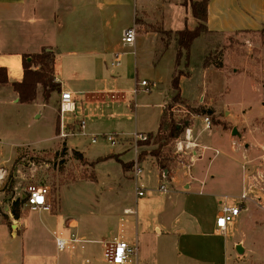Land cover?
<instances>
[{"label": "rangeland", "instance_id": "rangeland-1", "mask_svg": "<svg viewBox=\"0 0 264 264\" xmlns=\"http://www.w3.org/2000/svg\"><path fill=\"white\" fill-rule=\"evenodd\" d=\"M147 1L146 11L151 17L155 15L159 21H162L161 18L166 19L165 25L168 26H165L166 28L177 30L184 24L183 7L177 4L178 0ZM139 22L140 19H138V24ZM150 27L162 33L161 25ZM137 29L138 33L144 31L140 24L137 25ZM167 32L169 31L163 32L166 42L169 43L162 62L165 67L176 62L177 55L170 48L178 47V44L174 42L175 35L172 33L169 35ZM203 33L211 38L212 46L207 50L203 59L201 48L196 43L197 41H194L196 44L191 47L188 66L193 68V76L183 82L185 97L194 99L195 102L188 104L182 99L183 102L171 101L166 107L168 122L183 127L181 135L161 148L158 144H153L158 131L147 134L146 140L138 142L132 137L133 135L128 139L122 136L124 138L119 143L127 141L129 142L127 146L132 143L135 147L138 146L139 151L136 157L144 152L138 161L145 168L140 182L146 183L145 181H149L150 178V183L146 185L147 198L145 196L140 198V201H136L133 165L127 163L130 167L124 166L119 158L121 153H111L117 150L119 145H112L106 138L109 135L121 137V134H117L121 128L113 125L116 121H110V126L96 128L92 131L98 137L97 143H92L94 135L90 134L91 132H88V135L77 132V123L76 131L68 133L67 143L61 142L58 146H54L53 143L56 142L54 140L45 144L51 147L45 150L26 148L21 150L9 165H0V168L5 167L9 171L4 183L0 184V212L10 214L13 219L11 220V224L14 225L13 230L17 229L22 232L18 225L24 230V225L20 224L11 212L13 203L17 200H24L19 199L20 194L23 195L26 192L28 185H48L51 188L52 213L59 211L62 218L68 217L67 225L71 228L63 233L64 237L70 238L74 233L71 229L78 227L80 231L78 235L104 237L103 239L114 242L115 238L120 235L122 226L125 229L126 226L135 225L136 215H127L123 212L126 206H133L139 210L140 218L145 215L149 226L153 227V224L155 226L153 215L161 207L157 202L153 203V198L158 197L153 194L159 183L155 171L150 170L149 173L145 161L158 167L161 178L166 170L174 175L179 166L186 165V174L184 170H180L185 181L186 178L191 177L189 168L196 176H201L200 178H204L206 171L207 174L211 173L215 176L206 179L203 190H200L202 183L199 182L194 183L198 186L197 188L194 187L188 192L187 199L190 202L205 201L202 212L203 220L215 219L220 211L219 200L208 196L214 189L222 194H228L230 199L242 200L245 210L230 233L221 237L227 239L228 236H232L235 243L241 244L244 248L243 253L235 254L231 264H264V50L260 48L264 45V28L259 31H237L227 36L208 34L207 31ZM184 53L183 51L181 69L178 72H183L185 75L188 74V67L183 63L185 62ZM226 54L228 56L224 64L222 61H225ZM138 56L144 66L140 71L139 79H151L153 60L149 57L150 55L141 51L138 52ZM204 62L213 68L207 69L206 67L209 66H205ZM218 64H222V67L218 68ZM160 75L163 77V72ZM164 88L165 84L157 83L154 91L158 92ZM55 98L58 111L55 112L53 109L51 111L47 108L43 118H35L29 111L18 128L15 130L4 128L3 133L9 138L28 143L50 137L51 127L54 125L56 116H59L57 94ZM145 98L141 96L138 103H145ZM131 99L132 96L128 95L127 100ZM144 111L145 108L139 106L136 116L133 115L131 119L127 117L121 119L123 124L127 125L126 131H134L136 123L142 124ZM74 114H66L65 123ZM206 116L210 118L209 126H206V122L202 125L200 119ZM196 120L199 121L195 129L199 131L195 132V135L192 131L189 133L192 137V146L185 149L186 154L184 152L177 154L176 140L184 139L187 129L194 128L192 125ZM234 128L237 129L236 134L233 133ZM139 129H141L140 126ZM205 138L207 143L213 145L214 148L205 144ZM147 140L151 143L141 145ZM67 144L74 149L85 150L84 156L91 158L92 161L87 158L84 161L79 160L74 149L70 150ZM217 149L221 152L215 157L218 153ZM155 151L159 152L157 156L154 155ZM132 153H134L133 150ZM103 154L106 157H112L100 161L96 159ZM192 155L194 156L193 162L190 160ZM19 168L21 173L17 172ZM20 212L21 217H25L24 223L28 229L23 238L20 236L9 239L6 236L2 239V247L4 246L5 251L9 253L7 261L11 259L19 261L21 256L19 247L23 242L26 253L45 251L59 262H64V260L67 262L71 254L70 250L59 251L53 243V232H58L56 230L58 229L56 223L58 217L55 215L50 218V213L47 211H32L24 202L20 205ZM71 220H74L76 225L70 226L69 221ZM81 245L78 243L76 246ZM100 246L93 254L92 263L108 264L104 260L102 245ZM137 246L139 252V245ZM79 256L78 258L82 259V255L79 254Z\"/></svg>", "mask_w": 264, "mask_h": 264}, {"label": "crops", "instance_id": "crops-1", "mask_svg": "<svg viewBox=\"0 0 264 264\" xmlns=\"http://www.w3.org/2000/svg\"><path fill=\"white\" fill-rule=\"evenodd\" d=\"M184 1L177 2L183 7L184 24L180 25V29L174 30L166 28L168 27L165 25L166 19L161 18L162 21H159L155 15L150 16L146 11L147 0H0V66L7 68L9 76L7 83L0 84V165H9L18 153L26 148L45 150L51 148L45 144L54 140H56L53 143L54 146H58L61 142L67 143L68 135L66 137L57 135L61 130L60 114L56 116L54 125L51 127L52 135L46 139L28 143L9 138L3 133L4 128L11 130L18 128L29 111L35 118H43L47 108L58 111L55 106V95L57 94L60 98L61 90L71 91L76 96L78 110L67 121L75 124V130L77 120L84 117L90 134H94L92 131L96 128L110 126V121H116L113 125L121 128L119 133L114 132L127 139L134 133L151 134L158 131L163 112L173 99V77L181 69L182 63L177 65L175 62L167 67L162 65L169 43L166 42L164 33H159L150 26L159 24L162 31H170L174 35L176 31L185 27L193 29L198 21L193 16L190 5H185ZM138 19L144 31L138 33L134 46H125L122 42V33L131 25L137 28ZM205 25L208 28V34L215 35L227 36L237 31H259L264 28V0H209L208 19ZM142 37L143 40H141ZM195 41L201 48L204 59L207 50L212 46L211 38L203 33ZM174 42L177 45V39ZM193 43V45L196 44ZM260 48L264 50V45ZM170 49L177 55L178 47ZM43 50H51L54 54L55 80L60 84L61 90L53 91L49 98H46L44 88L39 84L36 98L23 103L13 86L14 82L23 79V56L38 54ZM139 51L150 55L149 57L153 60L151 79H139L140 71L144 67L138 56ZM118 55H120L119 63ZM225 56V61H222L224 64L228 54ZM161 72L163 77L160 75ZM192 76L193 68L188 67V74L180 77L181 98L188 104L194 103L195 100L185 97L183 82L191 79ZM142 80H147L149 85L142 86L140 84ZM156 82L165 84V88L155 92ZM129 84L131 86L128 87ZM128 95L132 96L131 100H127ZM141 96L146 97V102L139 104L138 100ZM139 106L145 108L142 124L136 123L134 131H126L127 125L123 124L121 119L124 117L131 119L133 115L136 116ZM200 119L202 125H205V117ZM199 120L192 125L194 135L199 131L195 129ZM60 137L63 139L61 140ZM204 140L205 144L213 146L207 143L206 138ZM123 143L116 144L119 145L117 150L111 153H121L119 158L123 163L134 161L139 147H135L133 143L127 146L129 144L127 141ZM67 147L70 150L74 149L68 144ZM74 150L82 154L86 153L83 149L75 148ZM217 151L215 157L221 152L220 149ZM84 157L92 161L91 158ZM104 157H106L105 154L96 159ZM145 162L149 173L150 170L155 171L159 183L162 178L158 167L150 165L149 161ZM185 167L179 166L174 175L168 171L169 191L167 193L158 189L154 190L153 195L158 197L153 198V203L157 202L161 207L153 215L155 226L154 224L153 227L149 226L145 215L140 218L139 210L133 206L124 208V214L136 215L135 225L126 226L125 229L121 225L120 235L115 239L123 238L139 245L134 264H231L235 257L238 244L232 236H228L227 239L221 238L222 235L226 236L229 233L218 232L216 218L209 221L203 220L205 201L199 200L195 203L187 199L188 192L198 187L194 183L201 182L200 190H203L206 179L215 176L211 173L207 174L206 171L204 178H200L201 176H196L191 170V177L186 178L185 181L180 174V170H184L186 174ZM145 182L142 183L148 185L150 178ZM134 194L136 201L139 200L135 189ZM147 194L146 192L145 196ZM208 196L219 201L226 196L229 197L228 194H222L215 189ZM49 200L51 202L50 196ZM129 210L130 212L126 213ZM58 212H48L50 218L55 215L58 217L56 220L58 232H53V243L56 249V235L63 236V233L71 228L67 225L68 217L62 218ZM24 219L25 217L16 219L24 225V230L18 225L22 230L19 232L20 230H13L14 225L11 224L13 219L10 214L8 218H5L0 212V264H79V262L94 264L92 258L96 248L102 245L101 250L105 257V251L112 243L103 239L104 237L78 235L80 232L78 227H73L72 234L80 238L79 244L82 245L69 251L71 254L67 262L66 260L59 262L45 251L26 253L23 242L19 247L21 250L19 261H12V259L7 261L9 253L5 251L4 246L2 247V239L6 236L9 239L20 236L23 238L28 229ZM69 224L74 226L76 222L71 220ZM76 250L78 252L75 253ZM79 254L82 255V259L78 258ZM104 260L107 263L105 258Z\"/></svg>", "mask_w": 264, "mask_h": 264}, {"label": "built area", "instance_id": "built-area-1", "mask_svg": "<svg viewBox=\"0 0 264 264\" xmlns=\"http://www.w3.org/2000/svg\"><path fill=\"white\" fill-rule=\"evenodd\" d=\"M138 35V30L135 25H131L124 29L122 33V42L125 46L132 47L135 45L136 38ZM117 62H120V55L117 56ZM142 86H148L149 82L147 80H142L140 83ZM78 110L77 99L74 93L67 90H61L59 98V114L61 120V130L60 136L66 137L69 132H75V124L65 123L64 118L68 113H76ZM78 129L77 132L82 133V135H88L87 121L84 117L77 120ZM206 126L210 125L209 116L205 117ZM70 129V131H69ZM191 129H187L186 136L184 139L176 140V153L185 152V149H189L192 146L191 140H189V133ZM94 135V134H93ZM136 142L139 140H146L148 138L147 134L135 133L132 136ZM123 137L116 135H109L106 140L112 145L119 144ZM98 137L96 135L92 138V143H97ZM137 154V153H136ZM190 154V153H189ZM139 156L134 159L133 172L135 179V190L138 198L145 196L147 192V186L140 182L141 175L144 173V167L139 163ZM193 162L194 156L190 157ZM33 165V164H32ZM186 166V165H185ZM21 173V169L17 170ZM191 172L189 168V173ZM9 171L7 168H0V184L4 183ZM17 188V187H16ZM158 191L167 193L169 191V182L167 175H163L162 179L159 180ZM51 195V188L48 185H28L26 187V192L21 195L19 199H24V204L30 208L32 211H52V205L49 200ZM220 211L216 217V228L221 234H228L232 230L234 224L245 210L242 205V200L237 201L234 198L225 197L219 201ZM130 211V210H129ZM56 246L59 251L74 250L76 245L81 242L80 238L72 234L70 238H66L62 235H56L55 237ZM138 253V246L135 243H130L123 238L116 239L110 244V246L105 251V259L108 264H134V257Z\"/></svg>", "mask_w": 264, "mask_h": 264}, {"label": "trees", "instance_id": "trees-1", "mask_svg": "<svg viewBox=\"0 0 264 264\" xmlns=\"http://www.w3.org/2000/svg\"><path fill=\"white\" fill-rule=\"evenodd\" d=\"M208 3L209 0L184 1L185 5H190L192 14L195 17V19H197L198 23L193 29L185 27L184 29L175 32V36L179 48L176 58L177 65L181 63V58L183 56V51H184L185 52L184 64L187 67L189 66L190 51L193 42L195 41V39L200 37L203 32L205 31L208 32V28L205 25V22H207L208 19ZM163 32L164 31H162V33ZM167 33L171 35L170 31ZM54 65H55V58L51 50H43L41 53L38 54L23 56V69H24L23 79L21 81L13 83L14 89L15 91L18 92L19 99L21 102L25 103L34 100L37 96V88L39 84L43 86L44 96L46 98H49L50 94L53 91L61 90L60 84L55 80ZM204 65L210 66V64L206 62H204ZM217 67L218 68L222 67V64H218ZM182 75H184L183 72H178L173 77L172 86L174 90V95L172 101L174 103L183 102L181 98V89H180V77ZM8 81H9V76H8L7 68L4 66H0V84L7 83ZM182 131H183V127H181V125L173 122L171 123L168 122L167 113L165 109L161 117L158 132L154 139L153 144H158L159 148H161L170 140L178 138V136L181 135ZM149 138L151 139L152 135ZM150 143L151 141L147 140L145 142H142L141 145H147ZM74 153L79 160L84 161L85 157L81 152L74 150ZM143 154L144 152L139 154V159L142 157ZM158 154H159L158 151L154 152V155L157 156ZM111 157L112 156L98 158V160L99 161L107 160ZM129 164L131 166L134 165V161L129 162ZM129 164L123 163V165L126 167L127 166L130 167ZM22 202H24V200L23 201L17 200L13 203L11 212L15 219L21 218L20 205L22 204ZM4 217L8 218V215L4 214Z\"/></svg>", "mask_w": 264, "mask_h": 264}, {"label": "water", "instance_id": "water-1", "mask_svg": "<svg viewBox=\"0 0 264 264\" xmlns=\"http://www.w3.org/2000/svg\"><path fill=\"white\" fill-rule=\"evenodd\" d=\"M236 132H237V129L234 128L233 133L236 134ZM167 173H168V171L166 170L165 171V175H167ZM237 252H239V253H243L244 252V248H243V246L241 244L237 245Z\"/></svg>", "mask_w": 264, "mask_h": 264}, {"label": "bare ground", "instance_id": "bare-ground-1", "mask_svg": "<svg viewBox=\"0 0 264 264\" xmlns=\"http://www.w3.org/2000/svg\"><path fill=\"white\" fill-rule=\"evenodd\" d=\"M188 138H189L190 140L192 139V137H191V136H189ZM129 212H130V211H126V213H129Z\"/></svg>", "mask_w": 264, "mask_h": 264}]
</instances>
